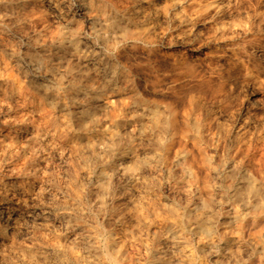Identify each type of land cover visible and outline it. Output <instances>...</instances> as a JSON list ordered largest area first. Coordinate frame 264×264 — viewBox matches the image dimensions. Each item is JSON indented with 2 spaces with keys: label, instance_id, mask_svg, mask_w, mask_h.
<instances>
[{
  "label": "clouds",
  "instance_id": "9594fccd",
  "mask_svg": "<svg viewBox=\"0 0 264 264\" xmlns=\"http://www.w3.org/2000/svg\"><path fill=\"white\" fill-rule=\"evenodd\" d=\"M0 264H264V0H0Z\"/></svg>",
  "mask_w": 264,
  "mask_h": 264
}]
</instances>
